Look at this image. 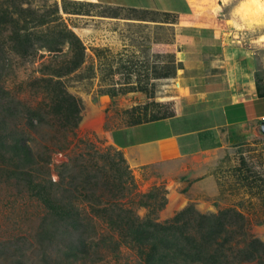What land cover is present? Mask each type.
I'll return each mask as SVG.
<instances>
[{
  "label": "rangeland",
  "instance_id": "rangeland-1",
  "mask_svg": "<svg viewBox=\"0 0 264 264\" xmlns=\"http://www.w3.org/2000/svg\"><path fill=\"white\" fill-rule=\"evenodd\" d=\"M236 1L189 0L191 11L182 17L174 12L164 14L163 10L107 5L96 0L14 1L23 9L31 8L30 18L36 24L33 31L39 38L29 54L21 55L8 41L7 35L12 30H1L0 116L9 106L22 112V115L9 113L10 124L26 127L28 120L24 118L23 104L48 101L47 95L42 93L45 87L42 77L70 66L69 60L74 54L72 46L68 40L63 44L49 43L53 31L66 25L84 45L81 64L58 76L64 89L79 100L80 120L74 134L64 131L58 134L59 142L66 137L70 143L65 149L50 152L49 174L46 175L47 179L55 181L73 179L78 187L86 184L90 188L93 195L85 199L77 190L67 189L68 184L66 187L54 184L68 206L73 203L69 200L71 197L77 207L89 211L90 207L98 205L100 197L97 195L104 189L112 203L132 205L141 216L163 201L162 208L156 210L159 220L172 217L188 205L202 213L233 206L247 215L250 231L264 241V134L241 146L235 158L218 170V192L214 195L189 193L179 204L178 196L170 200L163 181L144 187L123 152L108 136L111 128L130 124L135 117L143 121L167 110L175 112L177 99L173 95L177 85L167 78L174 76L179 66V44L174 32L178 21L183 20L185 24L181 30H246L234 37L255 49L256 64L264 77V2L245 0L234 13ZM230 14L240 18L242 24L233 27L231 21L226 20ZM164 19L168 21H162ZM196 22L201 25L195 26ZM27 132L37 144L49 142L29 125ZM83 137L92 142L85 144L78 140ZM81 146L91 151V155L85 156L86 160L79 155ZM84 165L87 171L82 178L79 169ZM6 175L0 167L2 254L15 257L24 252L25 257L32 256L34 253L22 248L20 242L47 237L45 230L39 228L44 222L42 208L21 184L7 179ZM152 189L155 198L144 194ZM92 221L100 222L97 218ZM134 259V250L123 245L118 255L108 253L90 264H128Z\"/></svg>",
  "mask_w": 264,
  "mask_h": 264
},
{
  "label": "trees",
  "instance_id": "trees-1",
  "mask_svg": "<svg viewBox=\"0 0 264 264\" xmlns=\"http://www.w3.org/2000/svg\"><path fill=\"white\" fill-rule=\"evenodd\" d=\"M14 1L0 0V35L1 30H12L7 35L11 48L26 55L33 50L39 37L33 31L36 24L30 18L31 8L23 9ZM163 13L172 12L163 10ZM53 32L49 43L63 44L68 40L74 54L68 68L42 77L45 82L42 93L47 95L48 101L23 104L26 108L24 118L28 120L26 127L10 124L9 113L22 115L17 107H6L0 116V167L6 172L7 179L16 180L39 202L44 221L39 228L45 230L47 237L20 242L22 248L34 253L27 257L24 252L15 257L2 254L4 246L1 245L0 264H90L108 253L118 255L123 245L135 252V259L128 264H264V241L250 231L247 215L233 206L214 213H202L188 205L172 217L159 220L156 210L162 208L163 201L141 216L132 205L112 203L111 197H106L105 189L97 195L100 197L98 205L90 207L89 211L77 207L71 197L69 200L73 203L66 204L54 184L59 187L68 184L67 189L77 190L85 199L93 195L86 184L78 187V182L73 179L55 181L46 178L50 152L65 149L70 143L66 137L59 142L58 134L62 135V131L74 134L80 120L79 100L64 89L58 76L81 64L84 45L66 25ZM178 63L179 68L181 63ZM261 73L260 69L255 71V83L259 96L263 97L264 77ZM174 114V110H167L143 121L141 117H135L130 124ZM28 125L49 142L35 143L34 138L27 136ZM78 140L85 144L92 142L88 137ZM84 149L85 146H81L79 152L82 160L91 155L90 150ZM86 171V165L79 169L82 178ZM128 175L130 178L129 172ZM144 194L149 198L156 196L153 189ZM94 218L100 222L92 221Z\"/></svg>",
  "mask_w": 264,
  "mask_h": 264
},
{
  "label": "crops",
  "instance_id": "crops-1",
  "mask_svg": "<svg viewBox=\"0 0 264 264\" xmlns=\"http://www.w3.org/2000/svg\"><path fill=\"white\" fill-rule=\"evenodd\" d=\"M96 1L167 10L180 17L191 11L189 0ZM236 2L234 13L241 0ZM226 20L233 27L242 24L232 14ZM182 21L174 30L181 67L165 79L177 85L175 114L108 132L144 187L163 181L170 200L180 197L177 204L189 193L218 192V170L235 158L241 146L264 134V96H259L255 83L256 51L234 37L246 30H181Z\"/></svg>",
  "mask_w": 264,
  "mask_h": 264
},
{
  "label": "water",
  "instance_id": "water-1",
  "mask_svg": "<svg viewBox=\"0 0 264 264\" xmlns=\"http://www.w3.org/2000/svg\"><path fill=\"white\" fill-rule=\"evenodd\" d=\"M262 131L264 132V122L261 125Z\"/></svg>",
  "mask_w": 264,
  "mask_h": 264
},
{
  "label": "clouds",
  "instance_id": "clouds-1",
  "mask_svg": "<svg viewBox=\"0 0 264 264\" xmlns=\"http://www.w3.org/2000/svg\"><path fill=\"white\" fill-rule=\"evenodd\" d=\"M262 2H264V0H262ZM244 3V0H241V4H243Z\"/></svg>",
  "mask_w": 264,
  "mask_h": 264
},
{
  "label": "built area",
  "instance_id": "built-area-1",
  "mask_svg": "<svg viewBox=\"0 0 264 264\" xmlns=\"http://www.w3.org/2000/svg\"><path fill=\"white\" fill-rule=\"evenodd\" d=\"M262 119L264 120V115L262 116Z\"/></svg>",
  "mask_w": 264,
  "mask_h": 264
},
{
  "label": "bare ground",
  "instance_id": "bare-ground-1",
  "mask_svg": "<svg viewBox=\"0 0 264 264\" xmlns=\"http://www.w3.org/2000/svg\"><path fill=\"white\" fill-rule=\"evenodd\" d=\"M245 5V4H244ZM246 6V5H245ZM231 21V20H230Z\"/></svg>",
  "mask_w": 264,
  "mask_h": 264
}]
</instances>
